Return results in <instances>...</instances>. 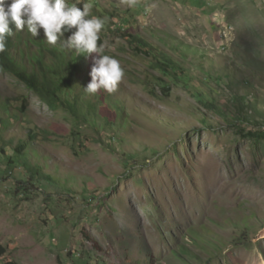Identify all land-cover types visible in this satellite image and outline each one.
<instances>
[{
  "label": "rangeland",
  "instance_id": "obj_1",
  "mask_svg": "<svg viewBox=\"0 0 264 264\" xmlns=\"http://www.w3.org/2000/svg\"><path fill=\"white\" fill-rule=\"evenodd\" d=\"M67 2L105 19L98 44L124 76L113 93L85 92L92 53L73 114L0 69V104L14 103L9 115L0 108L10 118L0 130V264H264V141L248 136L264 132V0ZM125 35L174 58L188 79L153 69ZM67 38L70 62L79 53ZM30 131L39 136L27 161L41 180L8 163Z\"/></svg>",
  "mask_w": 264,
  "mask_h": 264
},
{
  "label": "clouds",
  "instance_id": "obj_2",
  "mask_svg": "<svg viewBox=\"0 0 264 264\" xmlns=\"http://www.w3.org/2000/svg\"><path fill=\"white\" fill-rule=\"evenodd\" d=\"M90 9L91 5L88 3L81 9L75 4H69L67 0H0V53L8 52L17 64L29 66L39 50L33 42L41 41L38 37L40 29H43L46 41L52 45L66 32H70L65 44L75 49L78 56L80 53L96 54L90 72L91 82L84 90L89 94H95L100 89L113 93L117 90L124 71L117 59L104 54L105 45L98 44L105 19L96 16L89 18ZM10 39L12 44L8 45ZM32 47H36L37 51ZM15 50L23 62L13 55ZM67 51L66 49V54Z\"/></svg>",
  "mask_w": 264,
  "mask_h": 264
},
{
  "label": "trees",
  "instance_id": "obj_3",
  "mask_svg": "<svg viewBox=\"0 0 264 264\" xmlns=\"http://www.w3.org/2000/svg\"><path fill=\"white\" fill-rule=\"evenodd\" d=\"M71 33L66 32L63 37L69 36ZM41 41H34L33 44L39 48L38 53L32 58L31 64L29 66H23L17 64L16 60H13L8 52L0 53V67L6 73L13 75L27 84V86L38 95L44 103L48 104L53 110H59L60 108H65L71 111L73 114L78 113V109L80 103L78 100L80 99L79 94L76 91V88L80 87V77L83 71V64L85 59H87L92 54L80 53L78 57L73 55L71 61L65 60L66 57V49L65 46H60L59 40L55 45H50L46 41V37L44 34L38 36ZM63 37L61 39H63ZM125 37L129 38V42L134 48L135 52L139 54H143L145 58L151 59V66L153 69L159 71L164 76L171 78L176 81H184L188 79V76L184 72V70L179 67L174 58L169 57L163 51H160L158 48L153 46L151 43L145 41L143 38L137 35H125ZM12 44V40L10 39L8 45ZM171 48L180 56L185 57L184 51L181 52L178 49L182 47L174 46ZM50 55V57H49ZM54 57L56 60L53 63L48 64L47 59ZM68 57V56H67ZM154 80H159L155 76ZM163 90L167 93L169 87L162 86ZM86 92V91H85ZM102 92V91H101ZM76 93L75 102H71L68 99H65L64 96H68L70 94ZM103 93V92H102ZM102 102L100 103V101ZM104 98L98 99L97 104L103 105ZM100 103V104H99ZM14 103L8 101L4 104H0V108H4V110L9 111ZM26 103L23 102L20 107V112L23 113L26 108ZM206 107L212 110H216L214 105L207 103ZM264 116V112H260ZM261 115V116H262ZM14 115H12L13 117ZM14 118V117H13ZM16 119H20L19 115L15 114ZM245 116H242V119ZM10 118L8 119L0 117V130L2 127L9 123ZM29 141H21L14 150V155L9 157V167H16V164L22 166L23 169L28 170L34 181L36 179L41 180L43 175V170L40 166H32L28 161V147L34 143V141L38 138L39 135L34 131H30L28 134ZM248 136L255 139L256 141H264V132H250ZM4 153V149H1ZM5 154V153H4ZM14 169V168H13ZM51 179V177H47ZM192 234V232H191ZM195 240H198L197 235H192ZM241 238V241L238 243L245 242L244 235ZM85 239L89 241V236L84 235ZM99 249V248H98ZM7 253L6 248L0 245V257L4 256ZM17 264V263H11ZM147 264V263H146Z\"/></svg>",
  "mask_w": 264,
  "mask_h": 264
}]
</instances>
